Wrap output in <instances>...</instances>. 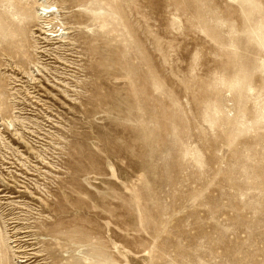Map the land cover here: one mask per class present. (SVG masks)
<instances>
[{"label": "rangeland", "instance_id": "rangeland-1", "mask_svg": "<svg viewBox=\"0 0 264 264\" xmlns=\"http://www.w3.org/2000/svg\"><path fill=\"white\" fill-rule=\"evenodd\" d=\"M76 198L81 264H264V0H0V264Z\"/></svg>", "mask_w": 264, "mask_h": 264}, {"label": "bare ground", "instance_id": "bare-ground-1", "mask_svg": "<svg viewBox=\"0 0 264 264\" xmlns=\"http://www.w3.org/2000/svg\"><path fill=\"white\" fill-rule=\"evenodd\" d=\"M53 12L50 9L42 8V13L44 15L49 14ZM47 16V15H46ZM47 21V20H46ZM46 27V26H45ZM50 28V27H49ZM48 28V29H49ZM41 30V29H40ZM43 30V29H42ZM46 30V29H44ZM48 34V33H47ZM65 35V34H64ZM51 36V35H50ZM49 36V37H50ZM57 36V35H56ZM25 189V188H24ZM73 194V193H72ZM74 197V196H73ZM79 197V196H78ZM71 198V197H70ZM77 200H69L67 206L63 208L61 205V209L66 213L65 217H59L56 218L55 224L53 226V235L48 239L49 244V256L57 262V264H81V246L83 244V240L81 238L82 233V227L81 225V218H80V207L78 206V198ZM96 199V198H95ZM49 202V201H48ZM63 202V201H61ZM54 203V202H53ZM55 204V203H54ZM62 204V203H61ZM64 204V203H63ZM66 204V203H65ZM59 206V207H60ZM57 208V206H56ZM54 209V208H53ZM59 209V208H58ZM60 209V210H61ZM94 212V209L91 208ZM44 211V210H42ZM48 211V210H47ZM57 211V210H56ZM63 211V212H64ZM46 212V211H45ZM61 212V211H60ZM42 213V212H41ZM97 216L100 217L98 212H94ZM62 214V213H61ZM64 214V213H63ZM54 217V216H53ZM120 217L124 218V215H120ZM42 220V219H41ZM55 220V219H54ZM51 223V222H50ZM22 225V224H21ZM46 225V224H45ZM49 225V224H48ZM49 227V226H48ZM37 228V227H36ZM31 229V228H30ZM39 229V228H38ZM65 232H63L64 230ZM88 231V230H87ZM40 235L39 233H37ZM97 234V233H96ZM92 230H89L88 232H85L86 237L87 236H93L96 235ZM23 235V234H22ZM116 235V234H115ZM24 236V235H23ZM22 236V237H23ZM123 240L122 236H120ZM17 238V236H16ZM44 238V237H43ZM23 239V238H22ZM28 239V238H27ZM84 239V238H83ZM41 240V238H40ZM18 241V240H17ZM25 242V241H24ZM91 245V244H90ZM29 246V245H28ZM34 246V245H33ZM84 246V245H83ZM54 247V248H52ZM91 247V246H90ZM88 248V247H87ZM84 249V248H83ZM90 249V248H89ZM92 250V249H91ZM41 251V250H40ZM48 252V251H47ZM90 252V251H89ZM82 253V252H81ZM85 253V252H84ZM67 254L70 257L68 263H64V260L67 259ZM83 255V254H82ZM103 255V254H102ZM28 256V255H27ZM31 256V255H30ZM90 257V256H89ZM105 257V256H104ZM85 261V260H84ZM41 263V262H40ZM55 264V263H54Z\"/></svg>", "mask_w": 264, "mask_h": 264}]
</instances>
